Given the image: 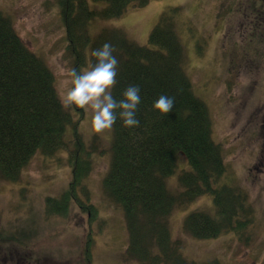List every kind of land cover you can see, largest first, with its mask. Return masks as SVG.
Instances as JSON below:
<instances>
[{
    "label": "trees",
    "instance_id": "obj_1",
    "mask_svg": "<svg viewBox=\"0 0 264 264\" xmlns=\"http://www.w3.org/2000/svg\"><path fill=\"white\" fill-rule=\"evenodd\" d=\"M93 1L106 5L97 10L88 0H57L65 23L67 49L74 56L73 67L82 70L88 46L92 51L111 42L120 61L114 96L121 98L129 85L141 89L137 111L141 124L130 129L117 120L111 165L102 182L109 199L124 211L130 230L128 255L142 264H223L218 259L201 263L185 258L181 243L173 242L169 228L168 217L175 207L189 205L208 193L213 194L215 215L206 210L189 213L184 230L190 235L205 239L224 231L240 232L255 218L249 191L240 183L222 182L228 171L224 149L214 139L210 108L195 94L185 68V48L177 30L184 9L172 6L163 11L150 33V45H142L128 38L122 28H104L92 36L90 26L95 19L123 15L130 4L143 7L151 0ZM228 2L230 8H243L239 12L251 8L252 19L264 16L262 0ZM261 38L254 33L248 38L253 45L248 46L249 50L238 46L236 50L258 56ZM161 94L176 97L174 109L165 116L152 108ZM71 110L80 112L76 114L78 120L61 107L52 69L21 39L12 18L0 11V178L17 180L37 151L45 155L68 151L66 160L73 180L61 196L47 197V212L65 215L70 204L76 203L89 211L92 221L97 207L83 201L79 188L84 187L81 192L86 191V198L91 199L84 181L94 167L93 153L98 146L94 142L88 148L79 133L84 110ZM70 127L77 137L76 145L65 139ZM180 154L186 156L187 165L179 174L182 191L174 192L167 178L179 166ZM1 239L7 241L8 236L3 233Z\"/></svg>",
    "mask_w": 264,
    "mask_h": 264
},
{
    "label": "rangeland",
    "instance_id": "obj_2",
    "mask_svg": "<svg viewBox=\"0 0 264 264\" xmlns=\"http://www.w3.org/2000/svg\"><path fill=\"white\" fill-rule=\"evenodd\" d=\"M89 5L101 9L106 3L89 0ZM228 5V0H151L143 7L130 4L119 17L95 19L90 32L96 36L103 28L120 27L128 38L150 45V33L161 13L171 6L183 7L177 30L185 48V68L195 94L210 108L214 139L224 149L228 171L222 182L240 183L249 191L255 218L240 232L196 238L184 230L186 216L195 210L215 215L213 194H203L189 205L174 208L168 217L171 237L181 243L189 260L264 264V16L252 19L251 8L239 12L243 8ZM0 11L12 18L21 39L52 69L58 95L70 87L74 56L67 49L57 0H0ZM254 33L262 37L259 55L237 51V46L247 50L253 46L248 38ZM90 51L88 46L82 70L91 65ZM68 111L78 120L80 112ZM84 117L79 133L88 148L94 142L98 147L93 153L94 167L84 181L91 199L86 198V191L81 192L84 187L79 192L86 204L97 207V215L92 213L90 221L89 211L76 203L70 204L65 215L48 214L47 197L61 196L73 180L66 160L69 152H35L17 180L0 178V235L8 236L7 241L0 236V264H142L128 255L130 230L124 211L109 199L102 183L111 165L113 128L97 133L91 114L84 112ZM76 138L72 127L68 128L65 139L76 145ZM179 162L167 178L174 192L182 191L178 180L187 165L186 156L180 154Z\"/></svg>",
    "mask_w": 264,
    "mask_h": 264
},
{
    "label": "clouds",
    "instance_id": "obj_3",
    "mask_svg": "<svg viewBox=\"0 0 264 264\" xmlns=\"http://www.w3.org/2000/svg\"><path fill=\"white\" fill-rule=\"evenodd\" d=\"M115 51L111 42H104L101 47L93 49L91 56L94 62L84 70L71 69V86L58 95L63 109L79 107L86 114L90 113L92 128L97 133L112 129L117 120L130 129L141 124L137 116L142 100L140 87L129 85L119 99L113 94L118 83L120 63L114 55ZM175 103V96L161 94L152 108L165 116L174 109Z\"/></svg>",
    "mask_w": 264,
    "mask_h": 264
}]
</instances>
